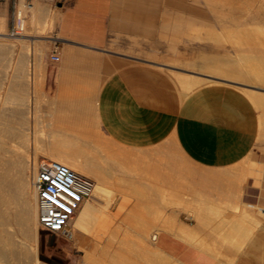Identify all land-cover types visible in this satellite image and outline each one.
<instances>
[{"label":"crops","instance_id":"obj_1","mask_svg":"<svg viewBox=\"0 0 264 264\" xmlns=\"http://www.w3.org/2000/svg\"><path fill=\"white\" fill-rule=\"evenodd\" d=\"M57 7L58 61L51 59L52 50L36 58L21 53L4 62L5 100L25 99L31 128L35 123L37 131L50 133L43 141L37 139L38 144L54 145L60 132V140L66 136L71 144L84 134L86 145L98 147L109 140L129 150L111 160L123 164L116 177L132 179L134 189L125 184L107 192L133 193L149 205L151 168L159 171L151 164V147L168 150L173 145L183 161L202 169L194 183L197 201L201 195L203 209L217 211L211 216L196 209L195 225L223 227L234 243L226 255L235 264H264V218L249 210L259 205L264 215V92L257 90L261 104L229 85L208 84L182 93L160 67L119 65V56L107 52L114 0H58ZM49 15L51 20L57 17ZM178 167L182 177L185 170ZM159 172V177H168ZM158 241L186 264L215 262L169 232L160 233Z\"/></svg>","mask_w":264,"mask_h":264},{"label":"rangeland","instance_id":"obj_2","mask_svg":"<svg viewBox=\"0 0 264 264\" xmlns=\"http://www.w3.org/2000/svg\"><path fill=\"white\" fill-rule=\"evenodd\" d=\"M37 1L51 14H57V17L52 20L40 18L35 24H30L28 22L30 12H28L29 17L25 19V22L28 21L23 29L17 28L16 6L6 2L0 3V19H2V11L6 10V17L0 33L10 34L12 27H15L21 30L24 34L23 37H25V40L11 39L9 38L11 35L6 38L0 37L3 39H0V42H2L0 43V135H2L0 141L5 143L6 148L9 150H14L17 147V150H20L24 157L30 160L28 163L34 162L35 166L45 158H49V156H46V146L48 147V145H39L37 141V139L40 141L45 140L47 135L44 130L37 131L35 123L34 129L31 128V113L26 105L20 104L19 100L16 99L5 100L4 62L5 59L19 57L21 53L25 54L26 51L32 52V55H34L37 46L39 51L36 52L40 56H45L52 50H56L59 55L58 46L60 44L57 43L56 39L59 18L58 0H30V3ZM138 6L140 7L138 8ZM256 21L260 23H256ZM254 22L256 25H254ZM105 48L108 50L107 52L119 56L117 58L119 65L130 62H143L160 67L172 78L181 92L184 89L178 83V79L182 77L183 79L190 78L195 75L202 79H200L199 87L208 84H221L229 85L246 94L245 88L264 92V80L258 81V78L254 76H248L247 74L245 80H242L243 82L239 84L219 78H211L207 74L215 73L211 72L210 69L197 67V65H201V57L203 56L218 59L230 58L235 61L239 53L240 55L255 53L256 56L264 54L262 53L264 52V0H114L109 40ZM261 57H264V55H261ZM192 61L195 67L192 66L194 65ZM236 62L238 67L244 66H241L243 70L250 67L253 69L264 68V65L259 60L257 63L254 58L245 61L244 65L243 62L238 60ZM245 67L247 68L245 69ZM208 79L214 81H208ZM9 84L8 80V88ZM198 86L191 88L188 93L198 88ZM247 95L254 101L252 95L249 93ZM80 137L81 139L78 141L86 140V135L82 134ZM102 141L104 144L98 147L79 144L83 147L84 156L89 161L92 160L91 164L101 173L104 193L101 196L100 203L90 197L78 210L73 225V238L67 239L63 235L37 224L35 229L36 239H22L12 225L8 227V231L13 233L16 242H23L31 250L35 249V254L42 264H118L124 254L128 256V264H186L161 248L158 241L159 234L169 232L185 240L201 252H206L219 260L228 261L229 264H235V260H229L226 255L227 248L230 246L233 248L234 243H229L227 233H222L221 229H224L223 227L195 225L198 221L196 209L200 211V214L205 212L211 216L214 212H217L211 209H203L201 195H199L197 201V196L195 192L193 193L196 189L194 182L197 181L196 176L198 171H202L201 168L183 161L180 153L173 145L169 146L168 150H165L161 145L152 146L151 164L157 165V169L165 172L168 177H159L158 173L160 172L151 168V205H149L147 202L137 200L138 196L133 193L121 192L115 194L107 192L112 190L113 187L125 184L130 185L129 189H134V187L131 184L132 179H128L130 183L127 184L124 181L125 179L116 177V169L122 170L123 164L111 160V158H114L112 155L122 154V152L130 153V151L111 145L109 140ZM79 145L76 144V147L78 146L77 148L81 149ZM8 154L10 153H6V157L9 156ZM154 158L156 161L153 160ZM180 165H182L183 171L185 170L182 177L178 170ZM27 166L22 171V178L25 179L23 180L24 183H26L25 181L29 182L27 183L29 184L27 185V190L29 189L27 197L29 196L28 198L31 199L30 195L34 194L32 193L34 189L31 183L34 170L29 165ZM74 171L91 178L96 187L97 183L93 177L78 170ZM130 173L132 174L129 171ZM107 174L112 176L108 177ZM128 180L126 179V182ZM135 180L138 181L137 178ZM135 186L137 188L138 184L136 183ZM147 196V194L140 195V199ZM257 206H253L249 210L253 214L264 218V215L258 212ZM101 207L104 210L103 212L100 210ZM95 221H98L99 224L97 225V231L92 235V240H95V242L102 241L99 244L104 246L109 242L112 245L109 244V248L106 249L99 248L100 251L93 252L95 255L84 259V252L78 246L86 238L91 225ZM100 227L103 229L101 230ZM104 229H106L105 233ZM109 234L116 236L108 240L107 236L104 235ZM220 237L221 240H217ZM147 246L150 247L147 249ZM133 251L138 257L137 259ZM151 254L154 257L153 255L151 257ZM89 260H92V262Z\"/></svg>","mask_w":264,"mask_h":264},{"label":"bare ground","instance_id":"obj_3","mask_svg":"<svg viewBox=\"0 0 264 264\" xmlns=\"http://www.w3.org/2000/svg\"><path fill=\"white\" fill-rule=\"evenodd\" d=\"M38 2L39 1H37L35 3H27L24 0H20V1H18L16 3L17 4L16 5V9H17L16 12H17V19H18V28H20V29L22 28L23 29V26L26 25L25 23H27L28 20L25 22V19L27 17H29L28 16L29 15L28 12H30V17H29V21H28V22H30V24H35L37 21H39L40 18H42L43 20H45L46 18L51 19L50 15H49L50 13L49 14L46 13L47 10L45 8H43L41 6V4L38 3ZM5 11L6 10L4 9L3 12H2V19H0V29L2 28V26L4 24L5 17H6ZM52 18H53V16H52ZM243 23H244V21H243ZM256 23H260V22L259 21H256ZM256 23L254 25H256ZM9 35L10 34H7V33H0V37L1 38L9 37ZM23 36H24V34H22L21 30H18V33L15 36H12V37L10 36L9 38L16 39V40H25V38ZM1 40H3V39H1ZM245 40H247V39H245ZM0 43H2V42H0ZM5 43H6V41H5ZM3 44H4V42H3ZM26 46H27V44H26ZM35 46H37V45H35ZM37 47H36L35 53H34L35 58L40 56L39 53L36 52V51H39V49ZM26 53H30V52L28 51ZM262 53H264V52H262ZM254 54H250V55L249 54H241L240 55V53H239L236 60H238L240 62H243V65H244L245 64V61H247L250 58H254V60H257V63H258V60H259V62H261V64L264 65V57H261V55H264V54H260V55H257V56L254 55ZM29 55L30 54H28L27 56L29 57ZM82 55H83V53H82ZM84 56H85V54H84ZM236 60L234 61L233 59H230V58H224V59L219 58L218 59L216 57L203 56V57H201V62H200L201 65H197V67H200L201 66L202 68H208V69H210L211 72L215 73V74H207V75L211 76V78H213V77L214 78H219V79L226 80L228 82H234V83L241 84L243 82L242 80H245V76H247V74H248V76H252V77L254 76L255 78H258L257 79L258 81L264 80V68L259 67V68H254L253 69V68L250 67V68L246 69L247 67H245L246 70H243V68H241L242 65L240 67H238V63L236 62ZM192 62H191V65H192ZM197 63H199V62H197ZM193 64H194V62H193ZM249 64H251V63H249ZM176 65H175V67H176ZM192 66L195 67V64L192 65ZM242 67H244V66H242ZM207 73H210V72H207ZM204 75H206V74H204ZM178 77H180V76H178ZM200 79H201V77L199 78L196 75L193 76V77H190V78H184V79H183V77L181 79L179 78L178 79V83L180 84V86L182 87V89H184V91H182V93H188V91L191 90V88L197 87L200 84L201 80H202V79L201 80ZM208 81H214V80L213 79H210V80L208 79ZM245 91H247V94L249 93L250 95H252L253 99L257 102L256 104H261L262 103L261 102L262 101V98H261L262 94H260L259 91L255 90V89H251V88L250 89H246L245 88ZM18 100H20V104L22 103V104H24L26 106L28 105V103H27L28 101L26 102L27 104H25V99H23L22 101H21V99H18ZM21 109H23V108H21ZM22 111H24V110H22ZM18 118H20V117H18ZM7 128H9V127H7ZM10 129H11V127H10ZM38 129L40 130V128H38ZM57 131H60V130L57 129ZM15 132H16V130H15ZM47 132H48V130H47ZM48 133H47V135H48ZM59 133L57 134V132H56V135H57L56 136V141L58 139L59 140L54 145H52L50 147H49V145H48V147L46 146V149H47V155L46 156H49V158H45L41 162H47L49 160H54V161H57V162H60V163H63L65 165H67L71 169L81 171V172L86 173L89 176L93 177L96 180V183L97 184H96L95 190H93V192L91 194V197L93 198L94 201H96L97 203H100L99 198H101V196L104 193V183H102L103 182L102 181L103 179H101V177H102L100 175L101 173H99V171L97 170V168L94 167L93 164H91V161L92 160L89 161V159H87L86 156H84L85 154H83V150H82L83 147H81V145H79V144H82V146H83L86 143L84 141H78L77 140V142L74 144L75 147H73L74 146L73 144L69 143L68 141H65L66 139L64 140V138L66 136H64L63 140H60V137L58 136ZM0 136H2V135H0ZM76 144H78L81 147V149L77 148L78 146L76 147ZM19 151L17 150V147L14 150L7 149L6 146H5V143H3L2 141H0V264H42V262L37 258L36 254H35V249L32 248L33 250H31V248H29V246L27 244L23 243V242H16L14 240L13 233L10 232V231H8V227L13 225L14 228L16 229V231L21 235L22 239H30V240L31 239L32 240H35L36 239V231H35V229H36V226L38 224V220H37V210H36L37 209L36 208L37 206L35 205L36 195H35V192H32L34 194L30 195L31 196V199L28 198L29 196L27 197V192L29 191V189L27 190V185H29L27 183H29V182L25 181L26 183H24L23 180H25V179L22 178V176H23L22 171H23L24 167L27 166V165H29L33 170H35V168H36L35 165L36 164L34 162L28 163V161L30 162V160L26 159V157H24V155L22 154V152L21 151L19 152ZM6 153H10V154H8L9 156L6 157ZM84 153H85V151H84ZM40 160H41V158H40ZM119 163H121V162H119ZM164 167H165V165H164ZM23 173H25V172H23ZM80 174H82V173H80ZM200 190H202V189H200ZM198 192H197V194H198ZM193 193H194V191H193ZM28 195H29V192H28ZM88 200L89 199H87L86 201H88ZM86 201H84V203ZM100 210L102 212L104 211L102 207L100 208ZM75 219H76V216L73 219V225H74ZM98 224H99L98 221H95L91 225V227L89 229L88 235H86V238L83 241H81L80 244H79V246H78L79 249H81L84 252V259H86V258L88 259V257H91V255H95V254H93V252H95L96 250L98 251L99 248H101V249H106L107 247L109 248L108 245L110 244V242L109 243L106 242L107 245L104 246V245L99 244L102 241L101 242H99V241L98 242H95V240H92V238H93L92 235H93L94 232L97 231V228H98L97 225ZM102 229L103 228H101V230ZM241 229H242V227H241ZM105 230L106 229H104V233H105ZM109 235H104V236H107L106 238L108 240H111V239H113L114 236H116V235H114V236H111V235L109 236ZM146 239H147V237H146ZM144 241H145V239H144ZM130 244L133 245L132 243H130ZM110 245H112V244H110ZM149 247L150 246H147V249ZM152 252H153V249H152ZM133 254H134V251H133ZM136 254H137V252H136ZM159 254H157V255H159ZM97 255H98V253H97ZM152 255L153 254H151V257H152ZM209 256H211V255H209ZM135 257H136V255H135ZM153 257H154V255H153ZM137 258L138 257H136V259ZM213 258L215 259V262L213 264H229L228 261H224L223 259H222L223 260L222 261V260H219V259L215 258L214 256H213ZM92 260H89V261L92 262ZM130 260H131V258H130ZM127 262H128V256L124 254V255L121 256V261L118 264H128ZM136 262H138V261H136ZM131 264H133V263H131ZM142 264H144V263H142Z\"/></svg>","mask_w":264,"mask_h":264},{"label":"built area","instance_id":"obj_4","mask_svg":"<svg viewBox=\"0 0 264 264\" xmlns=\"http://www.w3.org/2000/svg\"><path fill=\"white\" fill-rule=\"evenodd\" d=\"M18 1L20 0H0V3L16 6ZM24 1L30 3V0ZM17 28L12 27L11 36L18 33ZM50 57L53 61L59 59L56 50ZM31 183L36 195L38 224L72 239L73 219L84 201L91 197L94 181L63 163L49 160L36 166Z\"/></svg>","mask_w":264,"mask_h":264}]
</instances>
